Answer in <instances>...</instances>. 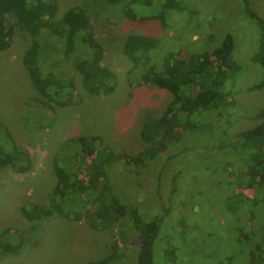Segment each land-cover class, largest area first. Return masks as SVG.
<instances>
[{
    "label": "rangeland",
    "instance_id": "1",
    "mask_svg": "<svg viewBox=\"0 0 264 264\" xmlns=\"http://www.w3.org/2000/svg\"><path fill=\"white\" fill-rule=\"evenodd\" d=\"M53 1L56 13L50 21L60 18L68 8L77 6L84 10L92 48L100 46L96 63L111 75L107 80L112 88L96 94H84L82 90L68 93L57 88L41 93L31 84L22 63L29 40L15 37L7 49L0 51V124L9 135L4 144L15 155L14 160L0 163V231L18 232L22 240L14 253L0 249V264H80L109 253V246L101 244L108 237L106 233L90 230L82 218L67 219L55 211L43 210L41 217L25 220L18 210L24 198L30 200L37 195V202L47 207L59 147L66 144V148L73 149L68 157L77 160L73 151L82 145L84 137L90 136L101 138L111 150L115 161L106 169L108 183L116 187L126 203L137 198V205L146 210L144 217L163 207L160 201L166 206L177 204L163 219L155 237L152 264H246V242L236 237L240 230L228 210L231 199L223 197L231 194V179L238 173L235 159L243 152L236 134L264 118V85L249 88L263 75V69L251 60L260 31L244 13L239 0H171L165 8L150 0ZM248 4L264 21V0H248ZM127 6L133 11L129 16L123 12ZM126 33L155 37L154 46L144 52L154 70L161 69L169 57L180 59V53L210 50L229 33L234 42L231 58L239 69L233 76L227 75L221 89L230 92L243 107L235 112L229 108V118L234 117V121L226 128L224 116L218 120V116L206 113L192 114L190 124L196 127L195 132H179L181 137L175 136L173 144H166L148 163L146 169L150 173L141 170L134 172L135 176L130 173L134 170L125 165L137 152L160 147L159 139L165 135L164 130L156 129L143 137L140 130L163 115L172 94L151 81L138 82L141 67L132 68L123 54ZM44 36L49 38V33L44 31ZM48 38L40 49L42 61H46L44 53L54 58L60 45L54 35ZM58 62L69 64L65 58ZM250 107L262 110V117L245 115V108L250 111ZM67 139L71 141L68 145ZM62 149V153L68 152ZM97 149L94 145L87 147L86 155L77 160L76 170L86 171ZM168 153L174 156L162 173L165 178L169 174L170 179V174L177 171L175 191L169 195V183L162 181L156 195L154 189L158 185L153 172L158 171ZM76 206L75 202L72 208ZM178 217L184 219L177 221ZM122 230L128 237L134 233L129 226ZM124 242L123 250L128 247ZM129 261L127 256L126 263Z\"/></svg>",
    "mask_w": 264,
    "mask_h": 264
},
{
    "label": "trees",
    "instance_id": "2",
    "mask_svg": "<svg viewBox=\"0 0 264 264\" xmlns=\"http://www.w3.org/2000/svg\"><path fill=\"white\" fill-rule=\"evenodd\" d=\"M104 1L114 3L118 0ZM150 1L155 4L158 2L161 8L172 3L171 0ZM140 2L143 3L142 0ZM239 2L244 13L254 21L260 31L258 47L251 60L263 69V75L260 80L249 86L259 88L264 85V21L249 8L248 0ZM123 12L125 16H129L133 11L127 6L123 8ZM55 13L56 5L53 0H0V51L7 49L15 37H26L29 40L23 52L22 63L31 84L41 93L50 88L64 91L66 89L68 93H79L82 90L84 94L111 90L112 85L107 80L111 75L96 63L100 56V46L92 48L91 32L85 25L87 17L84 10L77 6L68 8L62 12L60 18L50 21ZM44 31L49 33V38L54 35L60 42L54 58L44 53L42 57H45L46 61H42L40 55L42 43L48 38L43 37ZM123 37V54L131 61L132 68L140 66L142 69L138 82L151 81L172 94L163 115L147 122L140 130L143 137H148L151 135L149 132L156 129L164 130L165 135L159 139L160 147L137 152L130 159V163L125 165L127 169L134 170L130 172L134 176V172L139 173L141 170L149 174L150 171L146 169L148 163L159 151L166 148V144H173L171 140L175 136L181 137L179 132H195L196 127L190 124L192 114L206 113L213 117L218 116V120H222L224 116L227 119L226 128L234 121V117L229 118V108H232L233 112L238 107L243 109L230 92H223L221 89L227 75L233 76L239 69L238 64L231 58L234 42L229 33H225L221 42L210 50L199 48L196 53H180V59L169 57L159 70H154L144 55V52L154 46L155 37L151 34L136 33H126ZM60 58H65L69 64H60ZM250 108V111L245 108L244 111L248 110L245 115H253L258 119L262 117V110ZM178 125L182 126L177 129ZM8 136L7 129L0 124V163L15 159L14 153L4 144ZM236 140L243 152L235 159L238 173L231 179V194H226L223 199H231L228 202V210L233 217L232 222H237L240 230L236 237H241L243 240L240 241L246 242L244 262L264 264V118L252 127L239 131ZM65 142L67 145L71 143L70 139ZM104 143L99 137H84L82 145L73 151L72 154H76L79 161L86 155L87 147L98 146L96 154L86 165L90 167L84 172L76 170L78 163L75 158L68 157L73 149L61 144L52 169L51 191L46 197L47 207H43L40 201L37 202V195L30 200L24 198L19 202V213L25 220H34L42 216L43 210L55 211L67 219L82 218L90 230L106 233L108 237L102 240L101 244L109 246V253L99 260L80 264H127V256L130 264H152L155 237L163 219L177 204L166 206L160 201L163 207L155 211L149 210L146 215L148 217H144L146 210L137 205V198L126 203L127 200L118 194L116 187L109 186V172L106 169L115 159ZM62 148H66L68 152L62 153ZM173 156L171 153L166 154L158 171L153 172L155 184L158 185L154 189L156 195L162 181L169 183V195L175 191L174 179L177 171L170 174V179L169 174L166 179V174L162 173L164 166ZM139 178L141 180V176ZM75 202L77 206L72 208ZM182 219L184 218L178 217L177 221ZM123 226H129L134 233L128 237L122 232ZM9 231H0V249L5 253H14L20 248L22 240L18 232L14 234ZM124 240L128 244L125 250ZM164 254L167 255L166 252ZM227 260L231 262V256H228Z\"/></svg>",
    "mask_w": 264,
    "mask_h": 264
}]
</instances>
